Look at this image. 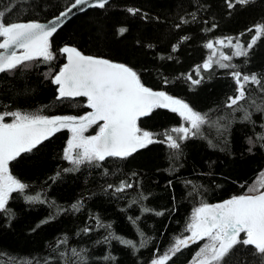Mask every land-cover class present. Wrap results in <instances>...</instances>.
<instances>
[{
  "label": "trees",
  "instance_id": "obj_1",
  "mask_svg": "<svg viewBox=\"0 0 264 264\" xmlns=\"http://www.w3.org/2000/svg\"><path fill=\"white\" fill-rule=\"evenodd\" d=\"M70 2L0 0V9L15 5L8 14L11 21L42 23L59 15ZM128 8L140 11L132 15ZM262 21L264 0H251L233 9L225 0H112L104 9L92 8L75 16L54 33L51 42L57 58L52 63L35 61L30 67L0 74V111L33 112L43 108V114L48 116L85 115L90 111L86 100H57L56 86L46 78L50 68L58 71L65 61L59 49L76 47L85 55L132 67L145 86L182 99L201 114L207 113L213 122L219 120L227 126L226 130L203 126L200 136L181 142L178 155H173L174 150L166 144L155 143L127 159L108 158L100 167L82 165L78 172H63L72 167L62 159L69 132L64 129L56 133L10 164L12 173L29 187L23 195L13 193L8 204L14 213L11 221L0 213V264H18L19 260L31 264H83L72 256V248L84 250L86 264H150L154 250L158 247L161 254L167 250L201 202L216 204L247 194L248 187L264 171L260 142L248 151V139L255 140L257 133L264 132V112L257 111L254 105L249 107L251 100L241 101L251 113V121H247L242 111L225 107L227 98L236 94L232 69L214 64L211 71L201 70L204 79L197 85L186 77L191 74L193 79H200L194 69L208 59V41L245 33L240 38L246 44L253 34L247 30ZM121 27L127 29L123 35L119 34ZM184 36L189 39L182 41ZM173 46H178L176 51ZM231 63L243 74L264 76V37L247 57H233ZM248 90L257 104L264 102V93L257 86L249 85ZM6 122H11L10 118ZM180 124L176 113L163 108L138 121L141 128L154 133ZM97 130L98 126H93L86 135ZM57 171L61 176L53 183L50 177ZM121 181L133 187L123 193L107 189L109 184ZM193 185L198 186L195 192ZM140 193L148 198L129 206ZM36 194L46 202L25 200V196ZM78 201H82L80 210H71L70 206ZM142 207L154 211L142 213ZM155 212L164 215L157 216ZM97 217L111 224V231L137 245L141 240L139 232L151 239L135 253L115 240L111 244L97 243L107 235L104 228L96 227ZM129 217L140 219L133 224ZM85 227L91 231L84 233ZM65 238L67 243H61ZM200 245L182 251L169 264H188ZM65 251L68 255L62 258L60 253ZM248 251L241 248L233 264H247L252 259L246 255ZM109 254L115 260L103 259Z\"/></svg>",
  "mask_w": 264,
  "mask_h": 264
},
{
  "label": "snow or ice",
  "instance_id": "obj_2",
  "mask_svg": "<svg viewBox=\"0 0 264 264\" xmlns=\"http://www.w3.org/2000/svg\"><path fill=\"white\" fill-rule=\"evenodd\" d=\"M250 2L251 0H225L229 9L237 5L246 6ZM108 4L109 0H71L66 8L48 23L13 22L8 18V14L15 5H5L0 9V74L30 67L35 61L52 63L57 57L53 51L51 38L64 20L74 10L104 9ZM127 11L136 15L140 10L128 8ZM191 15L195 20V13ZM126 31V28L121 27L119 34L123 35ZM247 32L253 34L246 44L240 38L245 33L238 37L229 36L208 41L205 47L210 51V55L202 65L194 69L200 79H193L191 74L186 78L193 85H197L204 79L201 70L211 71L214 64L221 69H232L230 75L236 84V94L227 98L225 107L233 109L234 112L242 111L243 119L251 121V113L240 102L251 100L249 107L254 105L257 111L264 112V102L257 104L248 94L249 85L257 86L258 90L264 93V76L243 74L231 61L233 57H247L250 50L264 37V21L255 24ZM181 39L186 41L189 37L184 36ZM177 47L173 46L172 50L176 51ZM224 48L231 49V54H226L222 50ZM59 53L65 57L66 62L58 71L50 68L46 76L56 86V99L63 101L84 97L87 100L86 107L91 111L81 116H48L43 114V108L33 112L0 111V213L9 221L14 216L8 207L13 193L23 195L29 187L12 173L11 162L16 161L22 154L31 153L61 130L66 129L70 133L62 159L72 166L63 169V172H78L82 165L100 167L108 158L127 159L138 150L155 143L166 144L169 149L174 150L173 155H178L181 142L200 136L203 126L224 127L225 130L227 128L226 125H221L219 120L213 122L207 113L201 114L196 111L184 100L145 86L140 75L132 67L85 55L71 46L60 48ZM167 82L165 80V83ZM160 108L176 113L182 121L180 126L154 133L138 125L142 117H147L155 109ZM9 118L11 122H6ZM93 126H98L96 133L85 135ZM261 127L264 128V124ZM157 136H162L163 139H157ZM256 142H260V147L264 148V132L257 133L255 140L251 137L248 139L249 152L255 147ZM105 174L107 175V172ZM60 176L61 172L57 171L50 179L55 183ZM186 183L192 184L191 181ZM132 187V183L121 181L118 185L109 184L107 189H112L114 193H123ZM197 189L198 186L193 185V192ZM193 192H189V195H193ZM147 198L140 193L139 198L132 199L129 206ZM25 200L28 203L46 202L41 199L40 194L25 196ZM70 207L71 210L79 211L82 201ZM68 210L58 209V212ZM141 211L149 213L154 210L142 207ZM155 215L162 216L164 213L155 212ZM139 219L129 217L133 224ZM96 227L104 228L107 232V235L97 243L111 244L115 240L131 248L134 253L144 248L151 239L145 237L143 232H139L141 240L137 245L133 240L125 239L111 231L112 225L104 224L98 217ZM82 231L88 233L91 229L85 227ZM201 241H204L202 245ZM61 243L66 244L67 238ZM192 245L200 246L193 252L188 264H233L241 248L249 249L246 255L252 259L247 261V264H264V171L260 172L257 179L248 187L247 194L232 196L216 204L201 202L193 209L183 232L173 237L167 250L162 254L158 247L154 250L150 264H169ZM83 251L72 248L71 254L86 264L82 256ZM67 255V251L60 253L62 258H66ZM103 259L115 260V257L109 254ZM18 264L31 262L19 260Z\"/></svg>",
  "mask_w": 264,
  "mask_h": 264
},
{
  "label": "water",
  "instance_id": "obj_3",
  "mask_svg": "<svg viewBox=\"0 0 264 264\" xmlns=\"http://www.w3.org/2000/svg\"><path fill=\"white\" fill-rule=\"evenodd\" d=\"M110 1H112V0H109V2H110ZM89 9H92V8H87V9H85L84 11H76V10H74L73 13L70 14L69 17H68L66 20H64L62 26H63L65 23H67L69 20H71L72 18H74L75 16L80 15V14L86 12V11L89 10ZM54 18H55V17L51 18L50 20H48V21H46V22H42V23H48L49 21H51V20L54 19ZM62 26H61V27H62ZM61 27H59L58 29H60ZM65 62H66V59H65L64 63H65ZM80 98L86 100V98H84V97H78V98H75V99H80ZM86 102H87V100H86ZM90 111H91V110H90ZM142 118H143V117H142Z\"/></svg>",
  "mask_w": 264,
  "mask_h": 264
},
{
  "label": "rangeland",
  "instance_id": "obj_4",
  "mask_svg": "<svg viewBox=\"0 0 264 264\" xmlns=\"http://www.w3.org/2000/svg\"><path fill=\"white\" fill-rule=\"evenodd\" d=\"M216 47H219L218 45H216ZM226 54H231L230 52L232 51L231 49H228V48H224V49H222ZM227 50H229V52L227 51ZM181 123H182V121H181ZM180 126V125H179ZM178 126V127H179ZM85 135H86V133H85ZM69 137H70V133H69ZM204 243V241H201V245Z\"/></svg>",
  "mask_w": 264,
  "mask_h": 264
}]
</instances>
